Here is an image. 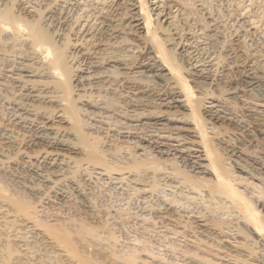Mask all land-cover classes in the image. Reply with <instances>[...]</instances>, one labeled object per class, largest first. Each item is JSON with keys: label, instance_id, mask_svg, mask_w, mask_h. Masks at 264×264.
Masks as SVG:
<instances>
[{"label": "rangeland", "instance_id": "374dc122", "mask_svg": "<svg viewBox=\"0 0 264 264\" xmlns=\"http://www.w3.org/2000/svg\"><path fill=\"white\" fill-rule=\"evenodd\" d=\"M146 1L155 33L194 88L214 159L264 216V97L250 87L257 84L264 96V0ZM0 10L38 23L70 71L66 80L55 76L29 38L0 35V264H83L79 258L130 264L132 253L137 264H234L214 255L213 244L199 233L183 238L171 232L198 226L207 235L227 218L235 226L238 213L217 209L226 201L215 197L212 206L204 202L208 193L191 187L185 191L193 200L177 198L180 205L197 207L208 220L184 212L187 218L149 215L142 206L165 195L152 196L148 182H132L123 170L141 164L152 171L145 166L156 162L163 178L177 175L180 184L185 176L208 185L214 179L180 90L168 82L141 29L137 0H0ZM156 75L167 92L155 98L140 93L137 88L153 84ZM211 113L219 121H210ZM51 133L64 137L66 146L47 145L44 137ZM93 154L97 164L89 160ZM108 162L116 163L115 170ZM166 189L165 200L174 198L175 190ZM160 217L166 228H158ZM52 229L79 237L73 242L79 257L58 245ZM170 241L177 251L167 249ZM218 241L246 254L257 246L244 234Z\"/></svg>", "mask_w": 264, "mask_h": 264}, {"label": "bare ground", "instance_id": "6f19581e", "mask_svg": "<svg viewBox=\"0 0 264 264\" xmlns=\"http://www.w3.org/2000/svg\"><path fill=\"white\" fill-rule=\"evenodd\" d=\"M137 3H139V14H141L142 18H143V23H142L141 29H144V31L146 32V35L149 37V40L153 43L156 58L159 59L162 69L168 71V82H169V80H171L174 83V85L176 84V86L180 90L182 98L184 99L182 102L180 101V103L182 104V106H184L188 109V111H189L188 116H190L191 121L194 124V127L198 130L199 138H200V141L202 143V148L204 149L205 154H206V161H208V172H207V174L210 173V175H212L214 177L212 184H210V185H208L209 182H207L206 180L199 183L200 180L197 182L195 180V178L191 179L188 176L183 177L182 179H184V182L182 184H180V182H177L175 180L177 178V175H175L174 178H170V179L168 178V180H167V178H163L161 176V174H159V172L161 171V167L156 162H152L150 164H147L146 166L144 164L145 167H149L152 171H149L148 169H146V170L143 169L141 164H135L133 166L123 168L124 171H127L126 175L129 176L128 179H130V181L138 183L139 185H143V182H148L149 183L148 186L151 187L150 190H152V193H151L152 196L156 195L155 193H157L158 195L159 194L165 195L164 199L159 197V199L157 201L149 202L150 203L149 206H147V205L145 207L142 206V210H144L145 213H149V215H154V214L157 215L158 213L161 214L163 212H164V214H169V215H171V214H179L180 215L183 212L189 213V214L195 213V214L200 215V217H197L198 219H204L206 221V220H208L206 214H203L202 211H200V212L198 210L195 211V209L197 207L191 208L190 205L189 206L182 205V204L180 205V202H179L180 199L178 200L177 198H183V199H187L189 201L191 199L193 200V198L190 197L189 194H186V191H185L187 188H191V187H192V189H194L198 193H201V194H203L204 192L208 193L205 196L206 199L205 200L202 199V200H204L205 203L209 202L212 205L213 204L212 201L215 199V197H221V201L224 200V202L226 201V203L223 207L220 206V208L218 207L217 209L223 210V212H224L223 215L229 213V215L232 216L233 213H235V212L238 213V215H239L238 218L234 219V220H237V224H235V226L230 225V223L228 222V218L225 220L218 219L219 222L216 221V223L212 224L213 228H211V230L208 231L207 235H204L203 232L200 231L201 229L198 226H195V227L187 226V228L184 226L183 232L180 233V232L176 231L178 229H175V228H178L177 227L178 225L177 226L175 225L174 233L171 230L172 234H174V235L181 234V236L183 238H186V237H190V235H192L193 233L194 234L199 233V235L197 234L198 237L199 236L202 238L205 237L204 239H207L208 242H211L213 244L212 247H214L215 250H213V248H212V250L216 252L214 255H217L218 257L222 256L224 258H227V259H229L228 261L234 262V264H264V216L261 215V211L259 210V207L257 206V201L249 198L246 194L242 193L238 189V187L235 183L237 180L234 179V177L232 176L233 174L232 175L226 174L225 171L222 170L221 167H219V165H218L219 160L214 159L213 151L211 150L210 144L208 142L209 141V139H208L209 134L207 132L208 129L204 128V126L202 125L203 123L200 119V115H198L197 110L195 108L196 95H195L194 88L191 86L190 82L188 81L187 77L184 75V73L182 72L180 67L174 63V60L172 58L169 57V53L165 49V45L163 43L164 40L162 41V39H160V37L155 33V29H154L155 19H153L154 16H153V14H152L149 6H148V1L137 0ZM12 12L9 10H5V11L0 10V35H2V34L6 35L7 33L8 34L10 33V35L12 34V36H15L16 38H18V37L29 38V40H31L33 42L34 48L38 52H41L43 55V58L46 61L48 60V62L51 64V68L53 70L54 75L61 77V78H65L64 80L68 79L67 77H68V75H69L68 73L70 71L66 65V60H65L66 57L64 58V55H63L64 53L62 51L61 52L58 51V48L55 50V52L52 50V46L54 44L52 43L49 35H47L46 32L42 30V28L41 29L39 28L40 26L37 25L38 23L37 24L36 23L33 24L32 22L28 23L25 19L12 14ZM79 26L81 29H83L85 24L81 23V24H79ZM81 29H80V31H81ZM86 31H88V30H86ZM21 43H22V41H21ZM158 76L156 75V77L158 79V80L156 79L157 81H155L154 83H153V81H151L153 84H142V85H140V87L137 88L138 91L141 90L140 93L143 92L145 95H148V96L153 95L154 98L155 97H161L166 90L164 91L165 86L162 84L164 81L161 80V78H160L161 75H160V77H158ZM58 79H60V78H58ZM250 85H251L250 86L251 91H257L256 92V93H258L257 95L264 97L262 94L259 93L261 90L260 86H258L257 84H251V83H250ZM166 89H169V87H167ZM144 94H143V96H144ZM136 106H137L136 104L133 105V107H136ZM70 111H72V112H70V114L72 116L73 113H75V112L73 110H70ZM208 118L210 121H219V119L221 117L217 114L211 113V115L208 116ZM44 140H45L46 144L49 146L65 147L66 143H67L66 140L64 139V137L58 135L57 133H51V134L46 135L44 137ZM92 152L93 151H91V153ZM95 152H97V151H95ZM95 157L97 158V156L95 154H93L89 160H90V162L97 164L96 163L97 161H95L96 159L94 160ZM102 158L99 157L98 159H102ZM115 164L109 163L110 167H108V168L110 169V171L115 170V167H116ZM172 169L174 171H176V169H174V168H172ZM142 172L147 173L144 180H141L139 178L140 177L139 173H142ZM204 187H208L209 190H207V189L204 190L205 189ZM166 188H170L171 189L170 191L175 190V191H172L175 194L174 198H169V199L165 200V198L167 196H169V194H165V191L167 190ZM77 198L82 203H84V205L87 203V200L81 191H77ZM192 204H193V202H192ZM227 204H230V207H227ZM260 205H261V203H260ZM226 210H227V212H226ZM181 217L183 218L185 216H181ZM155 218H157V217H155ZM185 218H187V217H185ZM165 223H166L165 219L161 218V221L159 223H156V224L160 225L158 228H166L164 225ZM102 226H101V228H104V225H102ZM105 226L107 227L108 225H105ZM172 226H174V225H172ZM191 226H192V224H191ZM81 229L84 230L85 228H81ZM81 229H79L81 232L78 230L81 234H82V232L84 234L87 230V229H85V232H84ZM64 230L52 229V231H49V232H51L52 237L54 236V239L58 243V245L64 246L65 247L64 249L69 248L68 250L71 252V254L68 250L67 251L69 252L71 257L72 256L73 257L74 256L79 257V255L77 254V248L73 244L74 241L79 240L78 239L79 237L75 236L76 238L77 237L78 238L76 240H74L75 238L72 239V236L69 233L70 231L68 232L67 229H64ZM104 230H106V228H104ZM90 232H93L92 229ZM106 232H107V230H106ZM243 234L246 235L248 238H250V236H252L255 239L254 242L257 244V246H254L255 251H254V249H252L253 250L252 253L246 254L245 252H242L239 250L230 249L226 244H221L223 241L222 242L220 241L221 243L218 241V240H221L223 237H227L230 239H234V240L236 239L237 240ZM200 242H202V241L200 240ZM203 242H206V241L203 240ZM174 244H175V241L174 242L170 241L167 245L169 247H167L166 244H165V246L161 245L160 247L164 246V247H167L168 250H170V249L172 250V248H173V250H176V247L175 248L173 247ZM239 244H242V243L239 242ZM242 245H244V244H242ZM77 246H78V243H77ZM247 246H251L252 248H254L253 244H248ZM210 249H211V247H210ZM255 252H256V255L254 254ZM214 255L207 254V256L208 257L210 256L211 259H216ZM187 256L185 257V259L187 258ZM127 258H128L127 262H129L130 264H137V262H136L137 258H136L135 254L132 253V255H130ZM96 259L97 258H95V259L93 258L92 260L89 261V259L88 260H85V259L82 260L79 258V261L83 264H92V262L94 263V260H96ZM118 260H120V259H118ZM194 260L193 259L191 260V258H190L189 263L194 262ZM217 260H221V259L217 258ZM8 261H10V260H8ZM98 261L100 262V260H98ZM98 261H97V264H98ZM123 261H124V259H123ZM182 261L184 264H187L186 261H188V260H183V259L182 260L181 259L171 260L170 264H179V263H182ZM209 261H211V260H209ZM56 262H58V261H56ZM206 262L207 261H205L204 263H206ZM211 264H214V263H211Z\"/></svg>", "mask_w": 264, "mask_h": 264}]
</instances>
